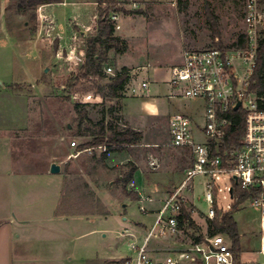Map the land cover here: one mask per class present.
<instances>
[{"label": "rangeland", "instance_id": "rangeland-1", "mask_svg": "<svg viewBox=\"0 0 264 264\" xmlns=\"http://www.w3.org/2000/svg\"><path fill=\"white\" fill-rule=\"evenodd\" d=\"M63 1L64 6L53 7L48 11L42 7L39 8L40 19L34 31L35 25L29 22L28 17L18 12L17 0H0V104H6L5 98H10L8 103L13 104L16 109L13 113L16 123L26 122L25 124L28 125L29 120L32 123L35 121L38 123L44 118L52 123L53 120L61 119L63 131L68 135L67 146H63V156H59L57 160L62 165L61 173L65 177L62 200L64 197L77 207L73 209L77 215L73 216L69 223L65 220L50 221L43 213L42 215L33 214L31 219L33 227L28 234V239L15 244L14 264H124L125 259L132 256L129 243L133 242L128 236L122 235L126 233V227L138 223L150 229L154 216L141 214L137 201H131L125 197L123 185L118 183L119 173L126 171L122 168L124 166H116L109 172L110 169H104L105 163L102 160V163L98 162L100 161L98 151L94 154L81 153L77 160L66 158L69 148L79 150L85 142L74 138L72 136L74 133H68V126L74 127L73 130H75L74 104L56 95L52 88L53 78L62 72L60 70L62 60L58 59L55 53L56 39L60 38L64 44L69 42L71 21L81 26L88 25L97 0ZM208 1L210 9L218 18L220 38L215 41L205 15V0H120V5L113 8L111 21L115 25V36L119 37L126 47L120 52L110 53L114 55V59L122 61L131 76L133 69L150 64V70H147L148 67L146 70L136 71L141 78H147L148 71L152 72V68L165 71L179 64L185 51L210 49L218 43L230 50L239 37L246 32L244 0ZM48 12L51 17L47 15ZM44 22L56 24L49 35H46L43 28ZM114 59L106 68L112 67L114 71L118 68L117 61ZM233 64L240 74L243 73L242 65L237 59L233 61ZM150 79L153 80L151 75ZM122 99L107 101L105 104L90 101L87 108L89 117L95 122L102 119L107 121L120 119ZM154 101L158 102L156 105L161 108L160 111L164 116L185 114L186 111V115L202 123L203 106L199 102L169 97L163 93L158 100ZM112 108L114 112H111ZM164 121L161 120L158 125L162 129L161 141L157 140L159 145L145 149L140 146L141 142L140 145L128 146L123 151L113 152L120 154L124 152L127 156L144 159L148 169L150 166L147 165L152 159L158 160L159 167L149 172L158 175V181L162 180V182L171 174L176 175L181 167L187 168L190 165L189 157H187L189 155L181 152L183 154L179 156L180 151L168 147L169 138ZM118 123L120 124L119 120ZM123 124L122 120L120 125ZM37 125L29 128V134L21 136L30 141L27 146L30 148L29 154L32 157L39 154V144L44 143L41 141V136L44 135H39L42 127ZM126 129L128 128L122 131ZM200 141L204 142L205 139L200 138ZM72 142H76L78 147H72ZM35 159L40 166L42 160ZM37 167L30 165L31 170ZM139 178L138 175L136 179L138 182ZM87 182L91 187L89 193L85 186ZM207 182V177H196L192 183L193 191L186 195L187 202L190 199L195 203L198 211L206 214L209 210L205 192ZM43 183L41 180H32L31 186L40 187ZM230 184V176H223L215 182L216 207L224 212L228 211V207L232 204L226 190ZM137 185L141 187L139 183ZM161 185L165 194H169L172 190L173 184L166 182ZM220 189L221 192H219ZM29 190H34L30 192L31 201L35 202V204L32 203L34 211L39 209L41 202L43 203L45 199L42 198L41 192L36 191V188L32 187ZM106 204L109 209L106 208ZM125 206L127 208L124 212ZM103 207L108 213L107 219H85L99 216L95 214L100 213ZM194 215L197 217L194 222L196 227L191 229L185 227L187 237L193 240L200 234L203 236L204 233L209 232L207 219L198 216V213ZM125 218L127 221H124ZM234 220L242 235L241 246L246 252L247 250L250 252L242 255V263L264 262V258L259 253L260 213L246 203L234 214ZM155 241L153 240L151 245Z\"/></svg>", "mask_w": 264, "mask_h": 264}, {"label": "built area", "instance_id": "built-area-1", "mask_svg": "<svg viewBox=\"0 0 264 264\" xmlns=\"http://www.w3.org/2000/svg\"><path fill=\"white\" fill-rule=\"evenodd\" d=\"M244 24V49L185 51L181 64L171 69V97L201 103L202 123L185 114H175L169 119L167 145L186 150L191 166L165 201L153 226L141 233L140 240L128 231L122 234L133 241L129 243L132 256L125 259L124 264H236L232 243L226 236L207 235L202 242H197L187 237L186 225L179 220L182 206L188 201L186 195L193 191L192 183L198 176L208 178L205 192L209 220L216 216L215 182L221 177H231V184L226 188L232 201L229 210L238 200L235 186L250 193L240 208L249 203L260 213V251L264 256V98L252 89L264 30L260 0H244ZM234 58L241 63L243 73L240 74L233 64ZM105 73L111 77L116 75L112 67L106 68ZM148 87V83H142L139 88L129 87L126 94L148 97ZM238 104L240 107L235 110ZM237 111L245 113V134L239 145L225 147L227 133L233 126L232 114ZM200 138L205 141L201 142ZM71 146L78 147L76 142ZM95 151L106 152L107 146L89 148L82 153ZM149 166L157 169L158 160L152 159ZM163 239L171 241L169 249H151L153 240Z\"/></svg>", "mask_w": 264, "mask_h": 264}, {"label": "crops", "instance_id": "crops-1", "mask_svg": "<svg viewBox=\"0 0 264 264\" xmlns=\"http://www.w3.org/2000/svg\"><path fill=\"white\" fill-rule=\"evenodd\" d=\"M65 3L63 1L62 4L54 5V6H44L42 9H46L48 11L49 9H52L53 7L57 6H64ZM97 4L94 3V10L91 15L89 24L86 26L78 25L79 28L82 30V33H86L87 28L91 25L92 19L96 14ZM49 17H51V14L48 12L47 14ZM56 22V21H55ZM55 22L53 23V28L56 27ZM74 23L71 21L70 27V37L68 39V43H63L60 40V46L59 50L56 53V57L59 59V55L66 50L67 52H70L72 50V39L74 37L72 26L71 24ZM109 57L111 60L114 59V55L112 53L109 54ZM116 60V58L114 59ZM116 66L118 68L116 70H120V68H126V66L120 61V59L116 60ZM182 60L179 64L173 65L167 70L163 71V69L158 68H152V72L148 71V77L147 78H141L136 71H143L150 70V64L147 66H141L140 68L133 69L132 70V76L130 75V81L128 83V86L126 88L132 87V88H139V86L142 83H148V97H138V96H130L129 94H126V88L122 93V100H123V106L122 110H120V119L116 120H110L106 122H114L116 124L117 130L122 131L124 128H130L135 132L141 133L142 138V145H140L142 148L149 149L152 147H155L159 145L158 143L161 141V127H158L161 120H165L166 131L168 132V125H169V119L173 116L171 114L165 115L161 113V108L157 106L158 100L162 93L163 95H168L169 97L173 94V91L171 87L169 86V78H170V72L171 69H173L176 66H179L181 64ZM150 75L152 76L153 80L150 79ZM3 95V94H2ZM1 95V96H2ZM126 97V98H124ZM141 98V99H140ZM6 104L1 103L0 104V264H14V252H15V244L18 241L21 240H27L28 234L30 233L32 225V215L38 214L43 215L48 218L50 221L53 222H63L64 220L66 222H70V219L73 218V216H76L77 212H74L73 209L77 208L73 205V202H69L70 208H72L71 212H68L70 216L66 215H60L59 217L57 215L59 207L62 204V195L64 193V174H62V165L57 162L59 156H63V146H67V133H64L63 131V125L61 119L53 120L52 123H49L47 121L48 119L44 118L41 119L38 123L28 121L29 124L25 123H16L14 120V111L15 106L13 104H9L10 98H5ZM120 99V100H121ZM117 100V101H120ZM15 109V110H14ZM186 115V111L184 112ZM179 114V113H177ZM89 115V114H88ZM175 115V114H174ZM75 130L74 127L68 126V133L73 134L72 136L76 138L78 141L87 142L89 138L83 137V136H77L78 134V122H77V115L75 113ZM90 118V117H89ZM91 119V118H90ZM92 120V119H91ZM118 120L120 121V124L122 123V120L124 121L123 125H120L118 123ZM95 122V121H94ZM96 123V122H95ZM17 124V125H16ZM38 124V125H37ZM52 124V126H51ZM32 125H37L39 127H42V130L39 131V135L41 136L44 143H40L39 147V154L34 155L35 158H38L39 160H42V163L40 166L36 163V159L29 154L30 148H28V142L29 140H26L24 138H21L22 135L29 134V128ZM41 129V128H40ZM16 133L19 135H16ZM169 138V133H168ZM76 140V141H77ZM159 140V142H157ZM30 144V143H29ZM28 148V150H27ZM177 150V149H176ZM179 152V156L182 155L186 150H177ZM96 152V151H95ZM78 153H82L79 150H75L73 148L68 149V154L66 155V158L69 160H77L80 158V156H77ZM100 154L99 158L101 162L105 163L104 169L113 170L116 166H125L129 163H132L136 166L137 172L134 175V180L129 185L128 190L131 191L129 188H132L135 193L139 196V201H137L139 205V211L143 215H150L154 216V222L156 221V218L161 211V209L164 206L165 201L168 199V197L171 195L172 190L175 189V187L179 186L184 178L186 170L191 166V159L189 158L190 165L186 167H181V170L175 174H171L169 177H166L161 181H158V175H155L153 173H150L149 171H153L149 164L147 165L149 169L146 167L144 159H140L139 157H132L131 155L127 156L120 153H108L105 160H102V156L106 153L103 151H98ZM86 154V153H83ZM88 154V153H87ZM94 154V153H93ZM187 154V153H186ZM18 155V156H17ZM188 155V154H187ZM189 157V156H187ZM97 158V156H96ZM186 158V157H185ZM184 158V159H185ZM22 160V162H21ZM102 160V161H101ZM29 161V162H25ZM30 161L32 163H30ZM178 161H180L178 159ZM52 164L59 165L61 167V172L58 175H52L50 173V168ZM30 165L37 168L31 170ZM177 165V164H176ZM28 167V168H27ZM123 168V167H122ZM124 170V169H123ZM155 171V170H154ZM108 172V171H107ZM122 172V171H121ZM121 172L119 173L118 177L121 176ZM140 176L138 179L139 182L136 180L137 176ZM180 175V176H179ZM182 179H181V178ZM142 178V179H141ZM43 181L44 183L38 187L31 186V181ZM169 183L172 185L171 191L169 194H165L162 191L161 183ZM139 183L141 187L137 185ZM180 183V184H177ZM114 184V182L112 183ZM88 185V182H87ZM89 186V185H88ZM36 188L37 192L42 193V198L45 199L42 205H40L39 209H32V203L35 204V202L31 201L30 192H33L34 190H29L30 188ZM91 189V187L89 186ZM39 189L40 191H38ZM92 192V191H90ZM87 206V205H86ZM186 206L188 208H193L192 211V219L195 222L196 215L195 213H198V216L202 218L207 219V214L202 213L198 211L196 205L194 202H192L189 199V202H187ZM106 208L109 209L108 204H106ZM126 206L124 207V212L126 210ZM143 210V211H142ZM208 213V212H207ZM109 217V216H108ZM86 220L90 219H97V220H103L107 219L106 216H91L88 218H85ZM124 221H127L125 218ZM153 226V225H152ZM126 231L136 235L141 238V233L146 232L149 230L147 226L144 224H138L136 223L134 226H127ZM203 234V233H202ZM201 235V234H200ZM209 235V233H204L203 237ZM240 238L242 240V235H240ZM261 241V238H260ZM171 241L168 239H163L161 241H155L153 245H151V249L157 250V251H163L166 249H169L171 247ZM246 252L242 248V255ZM246 253H250L249 250H247ZM261 254V251H259ZM261 256L264 258V256L261 254ZM241 264L242 263V260ZM251 264H264L262 263H251Z\"/></svg>", "mask_w": 264, "mask_h": 264}, {"label": "trees", "instance_id": "trees-1", "mask_svg": "<svg viewBox=\"0 0 264 264\" xmlns=\"http://www.w3.org/2000/svg\"><path fill=\"white\" fill-rule=\"evenodd\" d=\"M18 12L29 18V22L36 25L39 22V8L44 6H54L63 3V0H17ZM205 15L210 25L213 41L220 38L218 18L210 9V3L205 0ZM96 14L92 19L91 25L87 28L86 33H82L76 22L72 23V31L74 37L72 39V50L67 52L64 50L59 59L62 60L60 70L61 74L56 75L52 81L54 93L65 98L74 104V110L77 115L78 135L89 138L87 142L79 147L80 151L89 148H97L107 146L106 153L102 156V160L106 159L108 153L119 152L128 146H137L142 142V134L126 129L118 131L114 122H106L102 119L94 122L89 118L87 108L90 101L102 102L120 100L122 93L130 81V71L127 68L116 70V75L110 77L105 73L106 66L109 65L111 59L110 52H120L126 45L117 36H115V25L111 21V14L120 5V0H97ZM260 6L264 12V0H260ZM47 21V20H45ZM48 22V21H47ZM43 28L46 35H49L53 29L52 24H45ZM60 38L56 39V52L59 50ZM217 49H227L221 44H214ZM213 47V48H214ZM246 47V38L241 35L232 48L244 49ZM211 49V48H210ZM252 89L259 97L264 98V30L261 33V41L258 53V62L252 77ZM264 105V104H263ZM114 112V108L111 109ZM233 126L229 129L227 137L224 141L225 147L239 145L245 134V113L237 111L232 114ZM124 170L118 177V183L123 185L125 197L131 201H139V196L134 191H128L127 187L134 180L137 168L134 164L129 163L123 167ZM88 189V185H85ZM217 193H215V196ZM238 200L234 202L229 211H222L216 207V216L214 220L207 219L208 233L213 235H224L232 243V251L235 256L236 264H241V238L238 225L234 220V214L239 210L240 206L250 197L249 192H244L235 186V196ZM70 200L63 197L62 204L59 207L57 215L70 216L68 212L70 208ZM87 208V206H85ZM193 208L182 206L179 220L186 228H195L196 225L192 219ZM77 214V213H76ZM80 215V214H78ZM84 215V214H82ZM95 215L107 216L105 207L100 213ZM197 242L203 241V236L195 238Z\"/></svg>", "mask_w": 264, "mask_h": 264}, {"label": "water", "instance_id": "water-1", "mask_svg": "<svg viewBox=\"0 0 264 264\" xmlns=\"http://www.w3.org/2000/svg\"><path fill=\"white\" fill-rule=\"evenodd\" d=\"M240 107V104H238V106L235 108V110H237ZM61 172V167L59 165L56 164H52L51 168H50V173L52 175H58Z\"/></svg>", "mask_w": 264, "mask_h": 264}]
</instances>
